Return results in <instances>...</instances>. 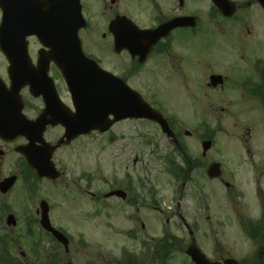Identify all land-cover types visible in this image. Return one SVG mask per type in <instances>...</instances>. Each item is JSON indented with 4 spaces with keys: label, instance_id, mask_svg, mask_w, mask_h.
I'll return each instance as SVG.
<instances>
[{
    "label": "flooded vegetation",
    "instance_id": "obj_1",
    "mask_svg": "<svg viewBox=\"0 0 264 264\" xmlns=\"http://www.w3.org/2000/svg\"><path fill=\"white\" fill-rule=\"evenodd\" d=\"M4 1L9 11L13 4L19 5L32 29L38 24L39 15L48 16L53 8L50 0ZM80 1L86 26L78 32L82 51L89 59L137 91L168 122L184 118L176 107L169 108L171 105L162 94L169 85L175 87L176 80L187 97L200 104L197 113L202 119L195 129L196 137L200 145L204 140H211L210 148L202 150L201 158L205 157L206 151L215 148L220 137L218 133L225 137L229 134L231 144L240 147V151L225 157L226 162L210 158L205 170L209 181H218L224 187L225 202L234 214L232 222L238 227V233L253 245V250L240 257L230 249L220 247L209 259L225 263L227 259L234 258L237 264H264L262 4L259 0ZM1 16L0 7V22ZM177 19L185 21L166 27L164 34L148 36L139 31L156 30L160 25ZM14 27L12 23L9 29L12 31ZM63 47V44H41L34 34L27 37L26 46L9 48V57L0 48V81L7 88L11 87L12 80L19 86L22 113L26 119L34 120L46 114L47 119L52 115V120L56 121L74 111L70 91L62 75L65 56L70 52L59 51ZM254 47H258L261 53L248 56ZM55 48L57 52L53 51ZM214 116H227L238 122L223 133L220 126L213 127L205 121V118ZM149 121L158 127L156 122ZM39 128L31 127L24 133L6 137L0 135V264H167L176 250L177 240L181 238L170 230L164 231L162 236L159 232H149L150 229L145 232L146 223L140 221L141 217L137 220L140 221L138 229L136 219L128 213L122 214L130 224V227H125V234L133 244L122 245L117 257L98 251V244L86 240L78 228H72L79 225V219L69 227L52 219L46 186L65 179V169L57 153L61 148L72 146L82 136L65 144L61 140L64 133L61 123L54 125L49 122L41 133ZM186 131L178 128L174 131L177 140H169L180 160L181 154H186L180 134L190 135ZM59 142L60 146L50 152L49 145L56 146ZM24 151L37 160L42 155L51 154L61 178L53 181L39 177ZM183 160L189 162L185 168L199 166L200 162L198 157ZM216 162L219 163L217 170L220 175L211 178L208 168ZM185 168L182 177L187 171ZM90 177L89 171L84 169L69 182H64L66 187L70 183L82 197L79 204L84 210L111 197L108 192L118 188L125 192L126 197H112L120 198L128 207L136 204L137 197H132L130 192L140 190L141 183L130 174L126 175L125 186L107 189L99 196L92 191ZM44 200L49 203L50 224L66 238H58L42 226L40 216ZM151 207L155 206L152 204ZM209 217L210 214L207 220ZM183 223L190 240L188 224ZM214 224L221 229L230 227L228 220L220 217L209 225ZM205 236L209 237L207 233Z\"/></svg>",
    "mask_w": 264,
    "mask_h": 264
},
{
    "label": "rangeland",
    "instance_id": "obj_2",
    "mask_svg": "<svg viewBox=\"0 0 264 264\" xmlns=\"http://www.w3.org/2000/svg\"><path fill=\"white\" fill-rule=\"evenodd\" d=\"M256 53H261L258 47H254L248 56ZM174 83L175 87L169 85L162 90V94L171 105L169 108H177V112L184 116L181 120L172 121L174 129L190 131V135L182 132L180 134L186 148V154L181 156L182 161L161 129L149 121L126 120L115 123L110 132L105 134L94 131L74 141L72 146L61 148L57 153L60 164L65 169V179L55 185L46 186V196L52 205V219L68 227L75 219H79V225L72 228H78L86 240L98 244V251L112 253L116 257L119 256L122 245L133 244L125 234V227H130V224L124 220V213L136 219L137 228L139 222L144 221L145 232L150 229L149 232H159L162 236L166 227L181 238L177 240L176 250L167 264L189 262L185 250L190 240L183 221L193 228L195 225L196 245L208 258L220 247H226L225 249L243 257L253 250V245L243 234L238 233V227L232 222L234 214L230 205L225 202L224 187L219 185L218 181H209L205 170L210 158L226 162L225 157L240 151V147L231 144L228 133L226 137L218 133L220 137L215 148L206 151L205 157L201 158L202 148L195 131L202 119L198 118L200 113H197L200 104L192 102L176 80ZM205 121L213 127L220 126L223 133L234 122H238L227 116L207 117ZM262 151L264 152V146ZM166 157L173 159L176 164L182 162L183 168L187 164L183 158L189 160L198 157L200 162L199 166L185 168V175L177 180L166 170L169 164L165 160ZM84 169L91 175L92 191L96 196L109 188L125 186L123 184L126 175L130 174L134 180L141 183L140 190H135L136 193L130 192L132 197H137L136 204L128 207L120 198L111 196L84 210L82 204H79L82 197L77 194L76 189L72 188L70 183L67 185L68 189L64 185L65 180L69 182L78 171ZM152 204L157 208L151 207ZM208 214L211 217L207 220ZM140 217L141 220L137 221ZM216 217L228 220L230 227L221 229L215 224L209 225L214 223ZM205 233L209 235L208 238ZM220 241V245L217 244Z\"/></svg>",
    "mask_w": 264,
    "mask_h": 264
},
{
    "label": "water",
    "instance_id": "obj_3",
    "mask_svg": "<svg viewBox=\"0 0 264 264\" xmlns=\"http://www.w3.org/2000/svg\"><path fill=\"white\" fill-rule=\"evenodd\" d=\"M259 1L264 8V0ZM65 2L66 0H60V15L56 8L54 17H51L53 28L47 31L46 27L41 25L36 31L25 29L20 39H22V45H25L23 41L25 36L35 32L42 44H70L68 50L75 52V55L64 64L66 67L65 76L71 87L72 98L77 109L75 113L68 114L63 120H60L65 126L67 141L76 135L88 133L94 129L105 132L115 121L126 117L151 118L159 123L167 136L171 137L172 131L166 121L150 106H147L137 92L135 93L127 85H124L118 78L101 70L92 60H88L82 54L77 31L85 22L81 16L79 0H68L66 6ZM0 6L3 13L0 42L1 46L8 48L10 45L6 35V22L9 13L3 0H0ZM17 90L15 88V90L8 91L0 87V134L6 135L20 126L24 127L18 110L19 101L15 99ZM109 115H112L113 119H109ZM208 146L209 143L205 142L204 150L209 148ZM46 162L49 165L42 162H32V165L37 168L39 176L44 175L57 179L58 175L53 170L50 158H47ZM217 166L218 164H214L209 167L210 177L220 174ZM43 210L41 221L45 227L49 228L46 217L47 210L45 208ZM187 248L186 253L192 258L194 264H220L205 258L199 247L195 246L194 241ZM232 261L236 264L233 259L228 262L232 264Z\"/></svg>",
    "mask_w": 264,
    "mask_h": 264
},
{
    "label": "trees",
    "instance_id": "obj_4",
    "mask_svg": "<svg viewBox=\"0 0 264 264\" xmlns=\"http://www.w3.org/2000/svg\"><path fill=\"white\" fill-rule=\"evenodd\" d=\"M173 163H174V162L172 161V162H171V165H172ZM170 171H171L172 174L174 173L176 176L180 175V173H181L180 168L177 167V166L174 167V165L171 167Z\"/></svg>",
    "mask_w": 264,
    "mask_h": 264
}]
</instances>
